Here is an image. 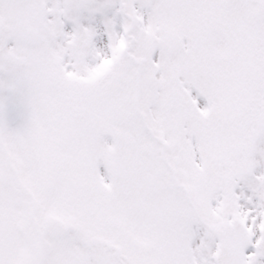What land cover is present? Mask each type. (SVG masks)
Returning <instances> with one entry per match:
<instances>
[{
  "label": "snow or ice",
  "instance_id": "6c2138e0",
  "mask_svg": "<svg viewBox=\"0 0 264 264\" xmlns=\"http://www.w3.org/2000/svg\"><path fill=\"white\" fill-rule=\"evenodd\" d=\"M0 264H264V0H0Z\"/></svg>",
  "mask_w": 264,
  "mask_h": 264
}]
</instances>
